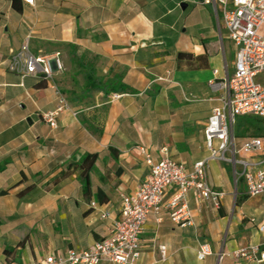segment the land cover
<instances>
[{"label":"crops","instance_id":"obj_1","mask_svg":"<svg viewBox=\"0 0 264 264\" xmlns=\"http://www.w3.org/2000/svg\"><path fill=\"white\" fill-rule=\"evenodd\" d=\"M26 43L36 55L60 53L63 69L51 80L22 77L12 55ZM235 57L212 6L200 0H0V259L32 264L108 236L122 195L150 173L141 147L155 160L166 149L188 167L206 158L204 129L227 94ZM92 69L105 79L123 75L134 91L86 90ZM54 85L77 112L60 114L56 127L43 119L57 106ZM87 153L98 154L89 195L81 170L61 177ZM207 178L226 192L223 202L190 193L193 226L175 224L165 208L161 220L150 216L137 264H258L229 253L264 248V195H247L243 181L239 190L225 161H212ZM175 193L168 189L164 201ZM202 243L212 249L204 259Z\"/></svg>","mask_w":264,"mask_h":264},{"label":"built area","instance_id":"obj_2","mask_svg":"<svg viewBox=\"0 0 264 264\" xmlns=\"http://www.w3.org/2000/svg\"><path fill=\"white\" fill-rule=\"evenodd\" d=\"M34 4V0H26ZM211 5L221 26L236 48L234 72L224 80L227 94L221 104L213 107L204 129L205 144L209 155L188 167L171 157L166 149L164 156L155 160L152 154L141 147L145 161L150 167L148 177L130 194H123L119 217L113 220L111 233L88 248L68 249L64 254H50L32 264H137L141 256L142 235L150 216L161 220L162 210L169 212L171 221L181 227L193 226L194 216L189 204V195L219 206L226 192L214 187L207 178L210 164L221 160L232 164L236 186L240 181L246 185L247 195H264V132L262 135H238V116L255 115L264 119V83L255 77L264 73V0H200ZM11 68L25 77L28 74L44 75L46 80L54 77L56 70L63 69L60 53L36 55L26 43L12 55ZM217 73L218 71L215 70ZM57 106L43 114V119L52 127L57 126V117L72 109L68 97L54 85ZM121 96L114 93L112 99ZM170 188L176 193L167 201ZM93 207L98 203L93 201ZM110 216L108 211L102 218ZM264 233V221L258 224ZM161 259L167 258V247L160 246ZM212 254L208 243H202L198 257L204 259ZM230 256L237 260L264 264V248L261 244H246L235 248ZM0 264H26L0 259Z\"/></svg>","mask_w":264,"mask_h":264},{"label":"trees","instance_id":"obj_3","mask_svg":"<svg viewBox=\"0 0 264 264\" xmlns=\"http://www.w3.org/2000/svg\"><path fill=\"white\" fill-rule=\"evenodd\" d=\"M68 46L76 48V46L72 44H69ZM41 76L43 77V79H45L44 75H41ZM85 89L89 91H103L107 95L112 92L134 91L129 85L124 83L123 75H116L112 78L105 79V78H102L96 75L94 69L86 73ZM62 92L67 96V94L63 90ZM260 123L261 122H256V123H251V124L249 123L250 128H245L243 130L246 131V133H250L248 132V130L252 128L253 131L251 134L262 135L264 132V125L261 127ZM90 129H94L93 126L92 127L90 126ZM97 158H98L97 153L85 154L79 161L70 164L68 168L69 170L67 172L66 171L62 172L61 177L63 178L67 176L71 172V168H73V170H81L79 177L82 182L83 191L85 195H89L91 191V172L96 167ZM5 193L6 191L4 190L0 191V195H3Z\"/></svg>","mask_w":264,"mask_h":264},{"label":"rangeland","instance_id":"obj_4","mask_svg":"<svg viewBox=\"0 0 264 264\" xmlns=\"http://www.w3.org/2000/svg\"><path fill=\"white\" fill-rule=\"evenodd\" d=\"M255 80L257 82L264 83V73H261V74L257 75L255 77ZM256 122H261L260 123L261 127L264 125V123H262V122H264V119L263 118H259V117L255 116V115L238 116L237 117V122H236V125H235L236 133L238 135H246L247 133L243 129L250 128L249 125L251 123H256ZM249 130H248V132H250V134H251L253 129L251 128ZM241 186H242V182L239 183V190L241 189Z\"/></svg>","mask_w":264,"mask_h":264}]
</instances>
